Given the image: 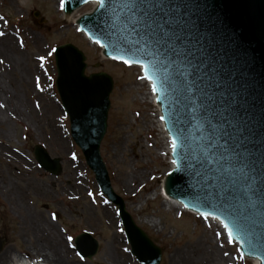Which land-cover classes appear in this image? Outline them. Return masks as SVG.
Wrapping results in <instances>:
<instances>
[{
	"label": "water",
	"instance_id": "obj_1",
	"mask_svg": "<svg viewBox=\"0 0 264 264\" xmlns=\"http://www.w3.org/2000/svg\"><path fill=\"white\" fill-rule=\"evenodd\" d=\"M89 1L95 6L78 17V30L102 48L103 56L141 66L171 143L177 139V148L171 147L175 163L162 182L164 193L186 210L227 224L241 254L264 264V0H151L171 8L168 16L157 12L159 23L170 33L164 36L156 29L162 45L137 36L120 19L124 0H106L105 8L97 0H63L62 9L65 15L74 10L78 15ZM169 17L176 23L168 22ZM54 54L55 86L72 139L103 193L116 204L131 253L141 264H159L160 248L127 213L99 153L113 79L105 71L85 75V55L72 43L58 45ZM180 136L187 138L183 147ZM233 149L243 153V164L248 165L243 172ZM33 155L50 174L62 172L61 160L40 144ZM221 156L231 158L228 171L229 161ZM245 174L254 177L251 183ZM228 191L231 195L226 197ZM234 220L247 235L237 230ZM74 244L85 258L98 250L88 232L76 236Z\"/></svg>",
	"mask_w": 264,
	"mask_h": 264
},
{
	"label": "rangeland",
	"instance_id": "obj_2",
	"mask_svg": "<svg viewBox=\"0 0 264 264\" xmlns=\"http://www.w3.org/2000/svg\"><path fill=\"white\" fill-rule=\"evenodd\" d=\"M92 6L84 4L85 10L66 18L53 0H0L2 33L15 44L25 70L16 67L0 77V253L13 260L39 258L32 244L41 254L47 240L61 247L65 264H140L130 253L118 208L101 192L71 138L58 98L53 50L69 42L84 53L86 73L105 71L113 79L100 153L126 211L162 251L159 264H170L173 254L191 248L213 249L219 264H254L241 256L235 241L228 242L216 219L181 210L162 195L171 165L156 105L137 66L103 57L100 46L77 30L78 16ZM39 144L61 160L59 175L36 163L32 148ZM84 232L99 243L90 258L81 257L73 244ZM112 237L124 246V260L107 254Z\"/></svg>",
	"mask_w": 264,
	"mask_h": 264
},
{
	"label": "bare ground",
	"instance_id": "obj_3",
	"mask_svg": "<svg viewBox=\"0 0 264 264\" xmlns=\"http://www.w3.org/2000/svg\"><path fill=\"white\" fill-rule=\"evenodd\" d=\"M57 9H60V5L62 0H53ZM93 4V3H91ZM75 13L67 14L66 18L74 17ZM0 32H2L1 24H0ZM36 43V42H35ZM38 44V43H36ZM20 59L21 55H19L17 49L15 48V44H13L11 38L7 33L0 35V77L11 74V70L18 67L22 73L25 72L23 68H20ZM5 65L4 67H2ZM11 67L7 68V67ZM22 67V66H21ZM5 68V69H4ZM158 121V120H157ZM158 127L161 128V122L158 121ZM165 150L168 151V145L165 147ZM134 178V177H133ZM132 178V179H133ZM163 195V194H162ZM165 198L168 202L174 206H177L181 210H184L183 207L176 201L170 199L167 195ZM32 221L30 222L31 225ZM218 226L221 227V232H224V236L227 237L225 229L220 223L216 220ZM27 224V223H26ZM32 225H34L32 223ZM228 238V237H227ZM47 239V238H45ZM49 247L41 248V254L38 253L37 248L32 244L33 249L38 254L39 258L33 257L32 259L26 257V255L16 258L15 260L8 258L7 252L0 253V264H65L63 263L61 253L64 251L61 250V247L57 245L55 242L45 241ZM51 245V246H50ZM50 248V249H49ZM124 246L119 242V239L116 237H112L108 244L107 254L112 257L114 260H124ZM170 264H219V260L216 258V254L213 249H203L199 250V248H191L186 252L175 253L170 257ZM254 264H258V260H254Z\"/></svg>",
	"mask_w": 264,
	"mask_h": 264
},
{
	"label": "snow or ice",
	"instance_id": "obj_4",
	"mask_svg": "<svg viewBox=\"0 0 264 264\" xmlns=\"http://www.w3.org/2000/svg\"><path fill=\"white\" fill-rule=\"evenodd\" d=\"M97 3L99 4L101 8L106 7V0H97ZM158 11L163 12L165 16H168L169 13L171 12V8L161 3H152L151 0H124V7L123 9H121L120 19L124 23L129 24L132 31L135 32L137 36H141L143 39L149 40L157 45H162L164 41L158 37L156 29L158 28L161 32H163L164 36H168L170 35V33L164 30L163 24L159 23L160 17L157 15ZM168 22L174 24L176 23V20L169 17ZM3 34L4 33L0 32V35H3ZM169 47H171V45H169ZM173 51L176 53L178 52L177 49H173ZM49 55H51V53H49ZM125 63H131V62L125 60ZM136 63H140V62L137 61ZM142 67H144V65H142ZM148 79H152V78L148 77ZM153 91L154 92L156 91L155 84H153ZM161 119H163V117H161ZM227 135L230 137L232 133H227ZM179 140H180V146L183 147V145L186 143L187 138L184 136H180ZM209 140H210L209 149H211L213 147V144L211 142V136L209 137ZM225 144H227V141H225ZM243 147L244 145L241 143L240 148H243ZM172 148L173 150L177 148V139L175 138L172 140ZM233 152L235 156V162L237 164L242 165V167L239 170L243 172L244 167H248V165L243 164V161H242L243 153L238 151L237 149H233ZM188 156L189 154H186L185 159H187ZM220 159L229 161V165L225 166V170L228 171L230 168V164H231V158L221 156ZM173 163H175V161ZM196 175L197 177H199L201 174L196 173ZM245 175L249 183H251L254 177L247 176V174ZM255 194H256L255 191H253V195ZM228 195H231L230 191L226 192L225 194L226 197ZM234 223L239 232H241L244 235H247L246 230L243 228V226L238 220H234ZM224 227L228 229V242L229 243L233 242L232 230L228 228L227 224H225ZM69 240H71V237H69ZM225 255H227V253H225Z\"/></svg>",
	"mask_w": 264,
	"mask_h": 264
}]
</instances>
